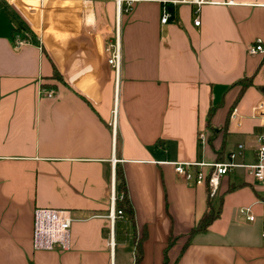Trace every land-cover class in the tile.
Returning <instances> with one entry per match:
<instances>
[{
  "label": "crops",
  "instance_id": "0c3cea01",
  "mask_svg": "<svg viewBox=\"0 0 264 264\" xmlns=\"http://www.w3.org/2000/svg\"><path fill=\"white\" fill-rule=\"evenodd\" d=\"M107 1L87 3L85 22L84 8L65 1L0 0V264H264V184L240 168L212 196L174 168L227 161L242 144L237 164L255 162L264 55L248 49L264 42V0H208L199 27L192 5L168 4L167 24L159 2L135 3L119 24L115 5L114 30ZM38 12L60 16L56 42ZM22 29L40 43L15 48ZM118 168L134 216L112 232L106 216ZM212 206L219 216L192 237ZM247 207L254 222L240 216ZM38 208L72 213L69 252L34 251Z\"/></svg>",
  "mask_w": 264,
  "mask_h": 264
},
{
  "label": "built area",
  "instance_id": "2783aa9c",
  "mask_svg": "<svg viewBox=\"0 0 264 264\" xmlns=\"http://www.w3.org/2000/svg\"><path fill=\"white\" fill-rule=\"evenodd\" d=\"M41 2H48L49 0H39ZM63 1V0H60ZM70 1V0H65ZM79 2H93L94 0H77ZM115 2L116 8V21L119 23L122 13H130L132 6L139 2H159L163 4L162 8V24H167L171 19V14L167 9L168 4L172 5H192L196 7V19L195 26H200L199 12L200 8L208 4V0H111ZM120 14V16H119ZM119 32V31H118ZM117 32V35H119ZM118 48L116 50L115 64H116V77L119 80L120 71V44L118 37ZM15 48L23 47L26 42L20 36H16L14 39ZM248 55L251 57H257L264 55V42L257 40L248 49ZM51 97V96H50ZM118 101H116L113 110V126L116 125V118L118 114ZM235 113L233 112V118ZM253 118L261 122V133L257 135V147L255 152V162L251 165L237 164L238 159H243L245 154V146L238 145L236 150L231 152L227 158V161L217 162L212 164L206 163H175V173L183 179L188 186L203 187L208 185L210 194L216 196L219 192L222 180L229 174L237 169L243 168L247 173L258 183L264 184V100L258 103L253 110ZM199 140H206L204 132H200ZM116 164V161H113ZM125 196L112 197V205L110 212L106 218L110 221L111 231L113 232L116 222L120 219H124L125 213L116 209V202L119 199L123 200ZM264 217V200L259 202ZM240 216L247 218L249 222L256 220L255 213L251 207L242 208ZM34 233H33V249L35 252H50L56 248L60 252H69L71 250V233L76 224V220L73 218L72 213L68 210L57 209H41L38 208L34 212ZM262 239L264 241V226L262 230ZM112 248L114 247L113 240L111 241Z\"/></svg>",
  "mask_w": 264,
  "mask_h": 264
},
{
  "label": "rangeland",
  "instance_id": "374dc122",
  "mask_svg": "<svg viewBox=\"0 0 264 264\" xmlns=\"http://www.w3.org/2000/svg\"><path fill=\"white\" fill-rule=\"evenodd\" d=\"M63 3H65V6H68V7H74V5H75V6H79V7L84 8L83 12H86V14H84L85 15L84 16L85 17L84 21L86 19H88V18H91V16H92L90 8H89L90 5L85 3V2L83 3V2H79L77 0H70V2H63ZM41 4L43 5L45 3L41 2ZM115 9L116 8H115V2L114 1L109 0V1H107L105 3L106 17H107V20H108V23H109L110 27L113 30L115 29ZM84 10H86V11H84ZM38 14H39V12L38 13H34V18H36L38 20V22L40 23V25H42V27L47 28L46 30L49 32V34H51L50 37H49L51 40H49V41L53 42L52 39H54L55 42H56L58 34H59V31H58V29H59V21L58 20L60 19V16L59 15H52V16H47V18H46L43 14H40V15H38ZM122 16H126V14L122 13ZM87 21L88 20H86L85 22H87ZM77 26H79V25H77ZM21 36L24 37L23 35H21ZM115 36H116V38H115L114 43H113V48L115 50L114 57L116 56V50L118 48V43H117L118 42V35L116 34ZM41 40L42 41L43 40L46 41L44 38H41ZM46 44L48 45V48L50 49L51 52H53V53L55 51H56V53L58 52L57 51L58 48L56 46H55L56 48H54V47H51L50 44H48V43H46ZM52 45H54V44H52ZM109 52H110V54H109L110 56H108V57L111 58V61H112L113 60L112 59V54H111L112 53V48H111V50H109ZM118 87H119V80L115 76V92H116V94H115V103H116V101L118 99Z\"/></svg>",
  "mask_w": 264,
  "mask_h": 264
},
{
  "label": "trees",
  "instance_id": "16d2710c",
  "mask_svg": "<svg viewBox=\"0 0 264 264\" xmlns=\"http://www.w3.org/2000/svg\"><path fill=\"white\" fill-rule=\"evenodd\" d=\"M23 35L24 37H22ZM16 36H20L23 40L26 41H31V40H37L35 36L29 31V30H17L14 33V39ZM37 43L39 44L40 42L37 40ZM53 78L55 79H61L59 72L57 70V67H54V75ZM125 177L124 174L119 168L116 170V195L119 197L122 194L126 193V184H125ZM116 209L123 211L129 218H133L134 212L133 208L130 205V202L128 201L127 197H125L123 200H117L116 202ZM219 216V210L216 209L214 206H212L211 211L208 212L200 221L198 224L196 230H194L191 234L193 237L196 234L206 232L208 227L217 219ZM171 242V241H170ZM137 261H140L141 259V248L138 249V256H137Z\"/></svg>",
  "mask_w": 264,
  "mask_h": 264
},
{
  "label": "bare ground",
  "instance_id": "6f19581e",
  "mask_svg": "<svg viewBox=\"0 0 264 264\" xmlns=\"http://www.w3.org/2000/svg\"><path fill=\"white\" fill-rule=\"evenodd\" d=\"M39 1V0H38ZM63 1H65V0H63ZM40 3H41V1H39ZM65 2H70V1H65ZM42 5V4H41ZM44 5V4H43ZM117 13H118V9H117ZM119 16H120V14H119ZM120 20V19H119ZM119 24V23H118Z\"/></svg>",
  "mask_w": 264,
  "mask_h": 264
}]
</instances>
